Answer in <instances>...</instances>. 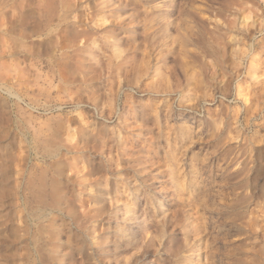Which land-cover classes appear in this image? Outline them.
<instances>
[{"label":"rangeland","instance_id":"1","mask_svg":"<svg viewBox=\"0 0 264 264\" xmlns=\"http://www.w3.org/2000/svg\"><path fill=\"white\" fill-rule=\"evenodd\" d=\"M259 46L264 0H0V264H264Z\"/></svg>","mask_w":264,"mask_h":264},{"label":"bare ground","instance_id":"2","mask_svg":"<svg viewBox=\"0 0 264 264\" xmlns=\"http://www.w3.org/2000/svg\"><path fill=\"white\" fill-rule=\"evenodd\" d=\"M248 6V5H247ZM255 8V7H254ZM245 14V13H244ZM256 25V24H255ZM262 29V28H261ZM261 31V30H260ZM263 32V31H262ZM261 49H262V51L264 52V46H259ZM253 49V48H252ZM252 52V51H251ZM249 55V54H248ZM241 59V58H240ZM254 60V59H253ZM254 61H256V59L254 60ZM240 62V61H239ZM241 63V62H240ZM213 64V63H212ZM214 65V64H213ZM245 69V68H244ZM214 71V70H213ZM241 71V70H240ZM259 71H261L262 73L259 75L258 73H259ZM247 74V78H249V79H252V80H254V82H261L262 81V87L264 88V61L263 62H259V63H257V64H250L249 65V67L247 68V72H246ZM258 74V75H257ZM240 77V76H239ZM238 77V78H239ZM223 78V77H222ZM240 79V78H239ZM260 79H262V80H260ZM234 80H235V78H234ZM237 80V79H236ZM244 81H246V80H244ZM234 82V81H233ZM255 83V84H256ZM229 84V83H228ZM229 86V85H228ZM253 86H254V84H253ZM235 87V86H234ZM237 95H238V97H243L244 99H245V101L247 102V101H249L250 100V97H249V95H250V90H248L247 91V89H249L250 88V85H246V89L244 88H242L243 86H242V83H241V81H238V83H237ZM229 88V87H228ZM231 88H232V85H231ZM233 89V88H232ZM233 91V90H232ZM232 91H230V92H232ZM243 99V100H244ZM237 101H238V99H237ZM249 107L248 108H246L245 109V111L244 112H242V111H239L238 113H244L245 115H247L248 114V112H249ZM262 110V109H261ZM241 113V114H242ZM240 114V115H241ZM235 116V115H234ZM239 117V116H238ZM254 117V116H253ZM252 118V117H251ZM250 119V118H249ZM255 119V118H254ZM239 126V125H238ZM252 126V125H251ZM235 137H238V136H235ZM127 201V200H126Z\"/></svg>","mask_w":264,"mask_h":264}]
</instances>
